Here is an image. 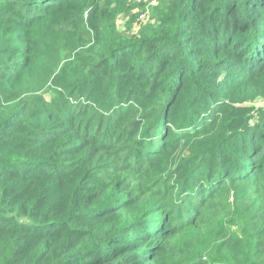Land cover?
I'll list each match as a JSON object with an SVG mask.
<instances>
[{
    "label": "trees",
    "instance_id": "obj_1",
    "mask_svg": "<svg viewBox=\"0 0 264 264\" xmlns=\"http://www.w3.org/2000/svg\"><path fill=\"white\" fill-rule=\"evenodd\" d=\"M151 1L0 0V264H264V0Z\"/></svg>",
    "mask_w": 264,
    "mask_h": 264
},
{
    "label": "rangeland",
    "instance_id": "obj_2",
    "mask_svg": "<svg viewBox=\"0 0 264 264\" xmlns=\"http://www.w3.org/2000/svg\"><path fill=\"white\" fill-rule=\"evenodd\" d=\"M0 4H1V3H0ZM152 5H154V4H152V1L147 5V6H149V7L147 8V13H148V15H147V20H138V16H137L136 19H137L139 22H146V21L150 20V18L152 17V9L154 8V7H152V9L150 8ZM127 18H129V17H127ZM118 19H119V20H118V24H119V25L116 27V29H117L119 32H122V31H124L125 28H126V26H125V21L128 20V19L123 20L121 16H119ZM122 20H123V21H122ZM138 24H139L138 22L134 23V24H133V27L136 28V26H137ZM40 32H41V33H45V32H46V28H45V27H44V28H41V29H40ZM35 59H36V55H35ZM56 72H57V69L55 70V73H56ZM38 81H41V76H39ZM52 90H53V89H52ZM49 95H50V93L45 94L46 97L49 96ZM232 229H234L235 232L238 233L237 230H236V228H235L234 226L232 227Z\"/></svg>",
    "mask_w": 264,
    "mask_h": 264
},
{
    "label": "built area",
    "instance_id": "obj_3",
    "mask_svg": "<svg viewBox=\"0 0 264 264\" xmlns=\"http://www.w3.org/2000/svg\"><path fill=\"white\" fill-rule=\"evenodd\" d=\"M155 1H156V0H152V4H154ZM147 15H148V13H147V8H146L145 11H142V12H140V13L138 14V20H147Z\"/></svg>",
    "mask_w": 264,
    "mask_h": 264
}]
</instances>
